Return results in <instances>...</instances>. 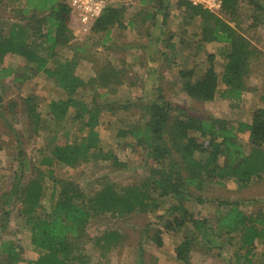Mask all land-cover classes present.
<instances>
[{
  "label": "trees",
  "instance_id": "obj_1",
  "mask_svg": "<svg viewBox=\"0 0 264 264\" xmlns=\"http://www.w3.org/2000/svg\"><path fill=\"white\" fill-rule=\"evenodd\" d=\"M6 1L13 12L19 11V20L8 21L10 28L6 33L0 29V62L8 52L19 54L26 62L21 73L12 66H0V81L3 77L12 75L13 69L15 80L20 82L26 77L44 73L68 94L65 99L52 100L45 114L54 119L56 124L64 122L78 124L77 135L73 138H69V131H65L64 144L48 145L49 154L44 155L43 162L75 167L79 163L89 161L91 157L101 156L104 159L110 158L116 167L125 166L126 163L119 160L117 152L104 149L98 132L94 129L100 123L99 113L103 106L109 107L107 109L112 113L116 110L128 111L130 107L129 104L124 105L121 102L112 106L110 99L116 86L123 82L122 71L109 66L87 79L75 72L77 58L83 57L80 52H85V49L78 44L71 45L73 39L71 26L82 23L74 13L70 0ZM149 1L154 2L155 10L166 13L169 0ZM247 1L254 2L255 10L264 13V0ZM176 3L178 7L183 6L188 10L190 18L200 19L199 28L194 35L196 42L222 44L220 55L223 60L220 63V70L216 64L215 52L207 54V67L199 76L194 75L193 67L179 69L183 90L200 101H209L217 93L223 98L240 100L244 92L251 89L247 84V77L252 70L251 62L254 56L261 52L239 29L237 19L244 16L241 11V0H221L219 10L221 13L192 4L189 0H177ZM35 10L45 13L39 16L32 13ZM125 11L124 3L107 7L87 26L94 33H101L102 41L105 42L109 40L112 27L116 23L122 25ZM4 23L7 22L4 20L0 22V28L5 25ZM44 25L46 32L42 31ZM43 42L47 44L46 53H41ZM58 47L71 48L72 55L55 62L53 67L49 66ZM221 83L224 85L222 88ZM78 89L93 92L90 102L74 95ZM100 89L102 91H99ZM259 94L261 105L254 110L251 121L238 123L228 122L213 115L208 118L195 116L188 113L184 107L165 100L163 95H159L149 104H144L145 106L141 104L143 115L139 122L121 127L116 133L124 138L130 136L132 142L116 144L119 150L133 145L137 149L146 150L152 156L153 161L146 180L141 184L129 186L123 193L118 191L113 183H106L93 195H87L74 180L53 177L51 167L45 170L44 174L48 176L44 178L42 171L34 166L37 172L25 185L23 196L20 195L23 191L19 189L18 172L14 173L17 175L16 180L10 188L0 192L5 204V207H0L3 214L1 227L5 228L4 231L7 229L10 214L7 205L11 204L13 196H17V201L20 200L22 204L20 213L24 215V222L30 232V242L40 252V255L35 260H30L29 264H84L79 259L81 255L77 254L81 248L77 245V240L94 213L111 211L124 214L135 209L143 210L145 201L151 199L153 191H157L159 196L176 198L181 202L183 198L191 195V192L186 190L189 186L202 189L210 183L223 185L224 181L230 178L247 185L254 180L263 179L264 94ZM22 104L30 120L35 123V128H38L42 113L38 110L35 96L31 92L23 91ZM70 106H74L75 111H69ZM171 115H174L173 120ZM10 126L17 138L22 136L18 129ZM242 132H249V141L252 144L249 152L245 151L240 140L239 134ZM166 134L169 139L164 137ZM196 152L200 154L197 158ZM22 153L23 151L20 152ZM172 154H177L178 157L174 158ZM20 164L24 167L23 170L32 166L25 157ZM46 178L52 182L49 188L44 185ZM46 189L50 190L49 197L45 195ZM46 197L48 202L44 201ZM197 199L204 202L200 196ZM211 200L218 207L220 216L216 220L220 229L231 236L240 237L241 245L238 249L244 252L238 253L237 260L242 257L248 264H255L252 259L255 241L264 242V207L257 212H247L239 207L237 202L217 198ZM172 211L179 212L174 219L176 226L191 222L195 229L191 235L185 236L175 249L179 260L185 264H192L187 254L193 243L198 241V237L207 233V230L205 232L207 220L204 217L201 219L193 217L182 202L171 204L168 212ZM167 225L169 228L176 227L170 223ZM158 232L156 241L161 245ZM118 234L111 231L104 233L102 238L109 246L118 241ZM19 247L13 239L0 238V264H17L20 259Z\"/></svg>",
  "mask_w": 264,
  "mask_h": 264
},
{
  "label": "rangeland",
  "instance_id": "obj_2",
  "mask_svg": "<svg viewBox=\"0 0 264 264\" xmlns=\"http://www.w3.org/2000/svg\"><path fill=\"white\" fill-rule=\"evenodd\" d=\"M137 1L130 2L134 13L133 17L138 10ZM170 1H172L168 6L170 15L166 18L167 28L164 31H157L154 27L147 25L141 28L142 33L137 27V29H131L127 26L115 27L112 31L113 40L103 44L101 42L102 34L94 33L87 25L71 26L73 35H75L71 45L78 44L85 49V52L82 53L83 57L77 60L75 66V72L78 75L86 79L95 76L106 63H113L115 66L121 67V78L124 84L121 83L116 87L110 99L112 106L121 102L124 105L129 104L130 107H128V111L116 110L115 113H112L111 110L107 109L109 107L103 106L99 113L100 123L94 129L98 132L104 149L117 152L119 160L126 163L125 166L116 167L110 158L104 159L101 156L98 158L91 157L92 159L90 158L89 161L79 163L75 167H63L43 162L44 155L49 154L48 145L65 143V131H69V138L77 135L78 124L70 122L56 124L54 119H50V116L45 114L48 110V104L52 100L65 99L68 94L55 80L42 72L28 77L23 82L14 81L15 73H13L0 85V93L2 94V101L0 102L1 193L10 188V185L16 180L17 175L15 176L14 173L18 172L19 189L23 191L20 195L23 196L25 185L37 172L33 168L34 166L42 171L44 178L48 176V174H44L45 170L51 167L54 172L53 177L74 180L87 195H93L106 183H113L114 187L121 193L131 185L141 184L149 176V168L153 158L146 150L137 149L133 145L123 150L117 149L118 144L116 143H125L131 141L132 138L130 136L124 138L116 133L121 127L138 123L143 115L141 104L145 106L144 104H149L159 95H163L165 100L171 103L184 107L188 113L195 116L208 118L213 115L233 123L247 120L255 108L257 100V106L261 105L260 97L256 93L264 92V13L255 10L254 2L241 0V11L244 16L242 15L237 19L240 24L239 29L261 51L254 56L251 62L252 70L247 77V84L251 88L248 90L250 96H244L240 100H230L219 96L217 93L209 101H200L185 94L179 69L193 67L194 75L199 76L207 67V54L215 52L216 64L220 70V63L223 60L220 55L222 44L207 42L201 43L202 47L193 48L189 39L195 38L196 29L199 28L201 21L197 18H190L185 7L177 6V0ZM10 7L9 2L0 0V20L4 19V22L6 19L9 21L19 20V11L15 13ZM130 10L125 11L124 21L132 17ZM32 13L41 16L45 12L35 10ZM218 13L221 12L218 11ZM223 16L225 15L223 14ZM162 17L163 14L160 13L156 28L162 26ZM145 24H148V21ZM42 27V31L46 32V26ZM9 28L10 24H7L0 29L6 33ZM150 32L154 34L153 37L155 35H175V38H178L172 41L174 49L171 48V53L176 51V54H173L175 59L166 52V56L161 54L159 60H151L150 63L147 61L148 54L150 57L152 54L148 53L146 46L141 45L145 41L143 35H148ZM180 35L184 38L183 41H180ZM164 45L163 43L162 49L165 48ZM46 46L47 44L43 42L41 53L47 52ZM186 51L196 52L195 57H183ZM56 52L55 57L51 58L49 66L53 67L55 62L57 63L72 55V50L69 47H58ZM172 61L175 66L169 68L167 64L172 63ZM4 62L12 65L15 69H19L21 73L26 61L18 55L9 54L5 57ZM223 86L221 83L220 87ZM23 91L31 92L38 102V110L42 113L38 128H35V123L30 120L24 110L22 104ZM78 93L75 91L74 95L80 98ZM80 96L90 102L93 92H80ZM105 98L103 97V99ZM99 101L101 100L99 99ZM69 111H75V107L70 106ZM171 116V120H173L174 115ZM10 125L18 129L22 136L17 138ZM239 135L245 151L249 152L252 144L248 135ZM164 137L169 139L167 134ZM21 151H23L22 154H20ZM172 152L174 153V151ZM172 156L178 157L177 154H172ZM199 156L200 154L196 152L195 157ZM24 157L32 166L23 170L24 167L20 166V163ZM44 185L48 188L51 187V180L46 178ZM186 190H189L191 195L182 199L183 206L193 217L198 219L204 217L207 220V228L205 229L207 233L205 236L198 237V241L193 243L187 254L189 261L192 264H248L242 257L237 260L238 253L244 252V250L238 249L241 245L240 237L231 236L220 229L216 220L220 216L218 207L211 199L217 198L237 202L239 207L247 212H257L261 207H264V178L254 180L247 185L230 178L225 180L223 185L210 183L202 189L189 186ZM49 193L50 190L46 189L45 195L47 197H49ZM157 193V191H153L151 199L145 201L146 205L143 210L135 209L124 214L112 213L111 211L94 213L77 240V245L81 247L77 251V254L81 255L79 259L84 264H185L176 257L175 249L185 236L191 235L195 229H193L191 222L179 227L176 226L174 219L179 215V212H168V207L173 203L181 204V202L176 198L159 196ZM198 196L202 197L204 202L199 201ZM47 197L44 201L48 202ZM47 202L46 209L48 207ZM21 206L20 200L17 201V196H13L11 204L7 205L10 214L5 231V228L1 227L3 214L0 212V238L13 239L15 244L21 247H19L20 259L17 264H29V261L35 260L40 252L30 242V232L24 222L25 217L20 213ZM0 207H5L1 196ZM168 223L177 228H169ZM111 231L119 233L118 241L108 246L102 236ZM157 231H159L158 236L161 239V245H158L156 241ZM252 252V259L255 264H264V242L256 240Z\"/></svg>",
  "mask_w": 264,
  "mask_h": 264
},
{
  "label": "crops",
  "instance_id": "obj_3",
  "mask_svg": "<svg viewBox=\"0 0 264 264\" xmlns=\"http://www.w3.org/2000/svg\"><path fill=\"white\" fill-rule=\"evenodd\" d=\"M130 2L131 3H134V0H126L125 2H124V4H126V12H127V9L128 10H130V11H132V17H130V18H128L127 19V21H124V17L122 18V25H118L117 23L112 27V30H111V32H110V37H109V40H107V41H102V39H101V42L103 43V44H106V42H108V41H112L113 40V35H112V31L114 30V28L115 27H124V26H127V27H129V28H131V29H137V28H139L138 30H139V32L140 33H142V27H144L145 25H147V26H150V27H154L157 31H164V30H166V28H167V25H166V18L170 15L169 14V12H168V10H169V8H168V6L171 4V2L172 1H170L169 0V2H168V5H167V7H166V13H164V11H159V10H155V8H154V2H152V1H149V0H138L137 1V3H138V10L135 12L136 13V15H135V17H133V10H132V5L130 4ZM136 10V9H135ZM160 13H162L163 14V17H162V26L161 27H158V28H156V23H157V20H158V18H159V15H160ZM1 19V18H0ZM3 19V18H2ZM4 20V19H3ZM3 20H0V22H3ZM9 20L8 19H6V22L7 23H4L5 25H7V24H9V22H8ZM148 21V24H145L146 22ZM165 24V25H164ZM137 27V28H136ZM164 28V29H163ZM152 35H154L152 32H150L148 35H143L144 37H145V41L143 42V44L141 45V43H140V45L141 46H146V50L148 51V53L150 52L151 54H152V56L150 57L149 56V54H148V58H147V61L150 63V61L151 60H159V58H160V56H161V54L162 55H164L165 54V56H166V52L169 54V55H171V56H173V54H176V51L174 50L173 51V53H171V48H173V39H178V38H175V35L174 36H172V35H155L154 37L152 36ZM103 36V35H102ZM181 36V35H180ZM182 37V36H181ZM74 38H75V35H73V39H72V41L74 40ZM192 38V37H191ZM184 39V38H183ZM183 39H180V41H183ZM158 40H160V41H158ZM167 40V41H166ZM189 40H191V42H192V44H193V48H195V49H197V48H199V47H202V44L201 43H199V42H196L195 40H194V38L193 39H189ZM71 41V42H72ZM165 44L164 46H165V48L164 49H162V44ZM108 48V47H107ZM174 49V48H173ZM195 49H194V51H195ZM167 50H169V51H167ZM189 50V49H188ZM195 53L196 52H194V53H191L190 51H186V53H185V56H183V57H185V58H190V57H195ZM12 55V54H14V55H18V56H20L19 54H16V53H11V52H8V53H6L5 55H4V57H3V60H2V62H0V66L2 67V66H12V65H8V64H6V62H4V59H5V57L7 56V55ZM114 54V53H113ZM80 55H82V53L80 52ZM164 56V57H165ZM21 57V56H20ZM22 58V57H21ZM81 58V57H80ZM80 58H77V59H80ZM173 59H175V57L173 56ZM174 61V60H173ZM173 61H172V63H173ZM168 63L167 64V66L170 68V67H173V66H175L174 64L175 63ZM109 66H113V67H115L116 69H119V70H121V67H118V66H115L113 63H106L103 67H101L100 69H107ZM24 67V66H23ZM12 68H15V67H13L12 66ZM99 69V70H100ZM15 70H19V69H15ZM14 69H13V73H15L14 71H15ZM21 72H22V70H21ZM10 76H12V75H9V76H6V77H3L2 79H1V81H0V85H2V81L3 80H5L7 77H10ZM28 77H26L25 78V80L27 79ZM13 80L14 81H17V82H20V81H18V80H15V78H14V76H13ZM24 81V80H23ZM22 81V82H23ZM124 82V81H123ZM122 82V83H123ZM121 84V83H120ZM124 84V83H123ZM119 85V84H118ZM117 85V86H118ZM116 86V87H117ZM249 90H251V89H249ZM248 91V90H247ZM245 91L244 92V94H243V96H242V98L244 97V96H250V92L248 91ZM78 96L80 97V92H84V91H82L81 89H78ZM77 93V92H76ZM259 93H261V94H264V92H259ZM259 93H256L258 96L260 95ZM186 95H188L187 93H185ZM76 96V95H75ZM191 97V96H190ZM193 98V97H192ZM194 99H196V98H194ZM2 101V94L0 93V102ZM257 104H258V100H257V102H256V106H255V108H253V111H252V113H250V116H249V118L247 119V120H242V121H245V122H249V121H251V118H252V114H253V112H254V110L257 108ZM240 134H247L248 135V139H249V132H242V133H240ZM0 145H1V148L0 149H2V144L0 143Z\"/></svg>",
  "mask_w": 264,
  "mask_h": 264
},
{
  "label": "built area",
  "instance_id": "obj_4",
  "mask_svg": "<svg viewBox=\"0 0 264 264\" xmlns=\"http://www.w3.org/2000/svg\"><path fill=\"white\" fill-rule=\"evenodd\" d=\"M126 0H70V5L82 24H89L99 17L107 7L120 5ZM211 11H219L221 0H189Z\"/></svg>",
  "mask_w": 264,
  "mask_h": 264
}]
</instances>
